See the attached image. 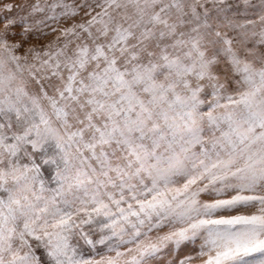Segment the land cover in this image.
<instances>
[{
    "label": "snow or ice",
    "instance_id": "obj_1",
    "mask_svg": "<svg viewBox=\"0 0 264 264\" xmlns=\"http://www.w3.org/2000/svg\"><path fill=\"white\" fill-rule=\"evenodd\" d=\"M240 2L0 0V264H264V0Z\"/></svg>",
    "mask_w": 264,
    "mask_h": 264
},
{
    "label": "rangeland",
    "instance_id": "obj_2",
    "mask_svg": "<svg viewBox=\"0 0 264 264\" xmlns=\"http://www.w3.org/2000/svg\"><path fill=\"white\" fill-rule=\"evenodd\" d=\"M6 2H13V0H6ZM14 2L16 4H20L23 2V0H14ZM66 3H69V4H73L74 0H65ZM230 2L233 4V5H239V10L240 11H243L246 7L245 4L241 3L240 0H230ZM250 3L251 4H254V5H259L260 3V0H250ZM258 9H249V12H253V11H257ZM18 11V9L14 10L13 13H11V15H15V12ZM97 11H99V9H97ZM82 15V14H81ZM249 18H255V17H252L250 16ZM79 20V17H77V21ZM52 24V27H56V28H60V27H63V26H68L67 24L64 23L63 19L61 20V22L59 24H56V23H53V22H50ZM71 23V21H69V24ZM3 24L2 22H0V27H2ZM46 31H50L49 29H46ZM59 33H50V35L45 39V40H42L41 41V44L43 43H47L48 41H51V40H55L56 36L58 35ZM45 179H48L49 178V172H45ZM51 186H54V185H51ZM185 252H188V251H191V248H186L184 250ZM183 254V253H182ZM194 264H198V262H194Z\"/></svg>",
    "mask_w": 264,
    "mask_h": 264
}]
</instances>
